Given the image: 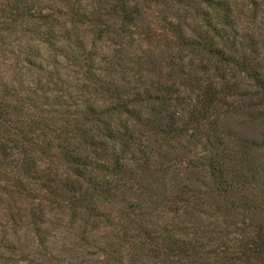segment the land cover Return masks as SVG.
I'll return each mask as SVG.
<instances>
[{
    "label": "trees",
    "instance_id": "trees-1",
    "mask_svg": "<svg viewBox=\"0 0 264 264\" xmlns=\"http://www.w3.org/2000/svg\"><path fill=\"white\" fill-rule=\"evenodd\" d=\"M198 1L202 6L196 7L194 19L201 27L178 25L176 16V25L168 24L175 40H150L167 47L169 57L160 58L165 73L160 69L162 61L152 51L134 57L123 35L131 34L129 29L145 18L152 5L186 7L191 0H136L133 4L131 0H95L83 8L69 6L70 13L64 14L69 18L74 15L73 34H81L82 27L86 39L97 36L94 45L104 34L115 35L111 58L104 60L91 53L77 36L80 46L73 47L78 50L62 51L68 65L80 75L74 87L60 88V74H55L58 79L54 75L58 70L50 71L46 82L40 77L25 90L27 107L14 109L22 112V130L16 133L22 138V162H12L22 173V195H61L74 208L95 213L101 202L117 199L124 205L126 191L133 189L139 192V200L130 209L132 213H121L123 241L131 242L138 257L158 258L160 252H168L162 264H168L170 256L183 258L185 263L210 264L206 256L217 254L206 251L209 245L198 231L193 234L198 238L183 239L178 234L176 240L177 228L185 235H189L188 229L180 230L176 225L162 228L144 212L146 205L158 201L154 186L165 184L169 174L187 176L201 169L211 180L208 205L216 196L217 203L224 202L232 214L240 210L241 217L252 211L264 216V182L257 167L245 157L242 160L244 153L240 152L246 146L239 150L235 134H226V138L219 130L224 116L237 113L253 118L264 110V59L261 63L259 48L255 49L254 38H249L246 30L239 38L242 30L236 27L238 12L231 2ZM9 2L11 6L0 4V34L11 29L8 22L11 19L12 24V18L6 17L10 11L21 14L22 21L27 18L25 0ZM49 32L53 35L55 26H49ZM33 63L29 57L26 66L34 68ZM5 115L6 107L0 105V131L7 126ZM249 141L252 151L260 148V142ZM7 146L1 149L0 160L8 163L12 156ZM52 160L59 166L52 165ZM38 162H45L44 171L50 174L40 177ZM29 180L32 190L27 187ZM182 187L168 190L164 198L178 218L187 214L190 206L203 205L197 201L200 190L189 192V187ZM253 190L255 195L244 194ZM187 195L189 200H185ZM146 197L150 198L146 201ZM253 229L257 240L251 238L250 244L241 245L239 255L227 264L252 261L253 255L264 251V219L258 226L245 222L239 228L249 238ZM201 233L204 235L205 229Z\"/></svg>",
    "mask_w": 264,
    "mask_h": 264
},
{
    "label": "rangeland",
    "instance_id": "rangeland-1",
    "mask_svg": "<svg viewBox=\"0 0 264 264\" xmlns=\"http://www.w3.org/2000/svg\"><path fill=\"white\" fill-rule=\"evenodd\" d=\"M9 1L13 0H0V4L10 5ZM25 1L29 7L25 12L27 18L22 21L21 14H18L16 10L13 13L10 11L6 17L12 18V24H10L11 19L8 22L11 29L0 34V105L5 106L7 110V115L4 116L7 126L5 132L0 131V151L2 148H8L7 144H9L8 152L12 156L8 163L0 160L2 166L0 170V264H162L164 256H169L168 252H160L158 258L138 257L136 252H132L131 242L123 241L125 235L122 226L120 227L121 213L125 210L132 213L130 209L139 200L137 198L139 192L133 189L126 191L123 199L126 198L127 202L124 205L117 199L112 203L101 202L99 211L95 213L74 208L72 203L65 201L61 195L44 196L42 193L22 195V173L15 169L12 162H22V138L16 137V133L22 130V112L18 113V108L24 105L27 107L29 103L26 100L25 90L39 82L40 77H43L42 79L46 82L48 72L55 70L58 72L54 75L60 74L59 78L62 80L60 88L74 87L80 75L76 73L77 69L74 66L68 65L63 54L65 50L68 52V49L69 51L78 50L73 47L80 46L76 40L77 36L84 40L85 49L104 60L111 58L112 40H115V35L104 34L103 39L94 45L97 36L86 39L82 27H79L81 34H73L71 22L74 15L71 14L69 18L64 13H70L69 6L76 9L80 8V5L81 7L93 5L95 0ZM227 1L231 2L233 9L238 12L236 27L242 30L239 32V38L246 35L244 30L248 32L249 38H254L255 49L259 48V54H261L259 60L262 63V58L264 59V0H258L256 5L253 0ZM135 2L136 0H131L132 4ZM196 2L197 0H191V4L186 7L171 3L173 9L171 5L166 4L152 5L150 10H147L145 18H142L136 27L129 29L131 34L123 35L125 42L131 45L132 55L135 57L141 52L152 51L156 54L155 58L162 61L160 69L165 73L166 67L160 58L169 57L167 47L163 43L158 45L156 41L150 40H175L171 37L168 24L176 25L178 22V25L185 24L192 29L201 27L202 24L194 18L197 12L195 10L198 9L196 7L202 4H199V1ZM92 9L94 7L90 8ZM51 14L54 15L51 19L44 17ZM176 16L177 22L174 19ZM51 25L56 29L53 35L49 32ZM29 57H32L35 62L34 68L26 66ZM55 62L58 67H53ZM104 64L98 60V65L102 68H105ZM55 77L58 79L57 75ZM16 108L17 111L14 110ZM16 112V116H12ZM219 130L224 137L226 134H235L239 139V142L237 141L239 150L243 148V144L246 146V149L243 148L240 152L244 153L242 160H245V157L257 167L261 181L264 182V110L256 113L253 118L237 113L224 116ZM246 140L260 142V148L252 151ZM51 163L54 166L60 164L56 160H52ZM198 164L201 163L197 162ZM37 166L40 177L50 174L44 171L45 162H38ZM210 185L211 180L201 169H196L193 175L188 173L187 176L186 173L173 176L169 174L166 176L165 184L158 183L154 186L153 193L155 200L158 201L155 204L146 205L144 212L150 214L149 218L162 228L176 225L180 230L188 229L189 235H185L177 228L176 240H178V234L183 239L187 236V238L195 239L201 234L209 245L206 251L217 253L212 257L206 256L208 262L215 264L219 261L227 264L228 260L239 255L241 245L250 244L251 238L257 240L255 229L249 231L252 232L249 238L241 233L240 226H244L245 222L246 225L258 226L264 216L252 211L241 217L238 215L242 213L240 210L232 214L224 202L217 203L219 198L216 196L208 205ZM182 186L189 187V192L190 189L200 190L201 199L197 201L203 205L190 206L187 214L182 213V216L178 218L174 208L169 209V204H166L164 198L168 190L178 191L183 189ZM27 187L32 190L30 180L27 182ZM253 191H246L244 194L254 193L255 195L256 192ZM148 198L144 199L147 201ZM189 198L190 195L185 196V200ZM203 229L206 232L204 235L201 233ZM197 231L198 235L194 236L193 234ZM223 251L225 253H222ZM251 258L252 261L243 259L245 261H238L235 264H264V251H258L256 256L253 255ZM184 260L178 256L173 258L170 256L167 263L190 264L185 263Z\"/></svg>",
    "mask_w": 264,
    "mask_h": 264
}]
</instances>
